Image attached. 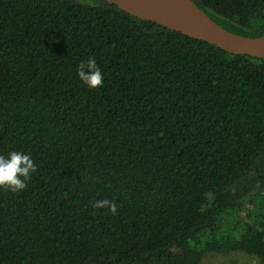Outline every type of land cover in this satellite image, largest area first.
I'll use <instances>...</instances> for the list:
<instances>
[{"label":"trees","instance_id":"16d2710c","mask_svg":"<svg viewBox=\"0 0 264 264\" xmlns=\"http://www.w3.org/2000/svg\"><path fill=\"white\" fill-rule=\"evenodd\" d=\"M194 1L264 34V0ZM88 58L97 88L76 75ZM12 150L37 168L24 190L0 187V264H199L230 248L264 264V58L106 0H0Z\"/></svg>","mask_w":264,"mask_h":264},{"label":"water","instance_id":"95a60500","mask_svg":"<svg viewBox=\"0 0 264 264\" xmlns=\"http://www.w3.org/2000/svg\"><path fill=\"white\" fill-rule=\"evenodd\" d=\"M121 9L235 54L264 58V34L233 32L213 20L194 0H106Z\"/></svg>","mask_w":264,"mask_h":264},{"label":"clouds","instance_id":"9594fccd","mask_svg":"<svg viewBox=\"0 0 264 264\" xmlns=\"http://www.w3.org/2000/svg\"><path fill=\"white\" fill-rule=\"evenodd\" d=\"M77 77L89 88H97L103 82V76L94 58L81 61L76 68ZM37 165L29 154L20 151H9L6 155L0 154V187H7L12 192L22 191L30 174L36 171ZM93 207H107L113 213L116 206L107 199L94 202Z\"/></svg>","mask_w":264,"mask_h":264},{"label":"rangeland","instance_id":"374dc122","mask_svg":"<svg viewBox=\"0 0 264 264\" xmlns=\"http://www.w3.org/2000/svg\"><path fill=\"white\" fill-rule=\"evenodd\" d=\"M242 215V212H239ZM224 230L232 232V226L225 224ZM199 264H261L258 258L239 248H230L225 251H212L203 255Z\"/></svg>","mask_w":264,"mask_h":264}]
</instances>
